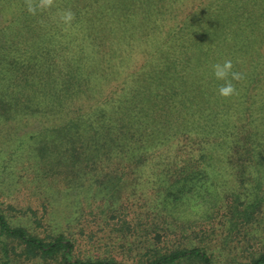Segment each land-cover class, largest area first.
<instances>
[{
	"label": "rangeland",
	"instance_id": "rangeland-1",
	"mask_svg": "<svg viewBox=\"0 0 264 264\" xmlns=\"http://www.w3.org/2000/svg\"><path fill=\"white\" fill-rule=\"evenodd\" d=\"M144 1L57 0V9H52L54 5L45 9L49 19L58 20H53L57 23L49 35L59 64L56 70L66 71L62 65L66 62L80 65L82 83L92 91L84 93L81 85L75 88V92L80 90L79 96L83 94L77 107L91 111L97 103L103 108L105 114L90 118V125L95 118L104 124L109 116L115 132L109 136L117 145L109 140L105 152H99L84 168L83 178L73 174L72 164L77 162L70 146L65 150L57 135L36 134L43 129L39 117L0 122V214L10 225L24 226L46 240L63 233L74 241V255L81 258H113L127 264H144L164 253L200 246L215 264H243L264 252V168L257 171L251 162L242 170L226 166L212 176H199L196 186L188 187L186 192L183 181L176 183L179 192L184 188V205L173 206L165 205L163 196L175 176L160 174L158 168H130L121 173L115 162L110 167L104 166L107 160L100 163L101 155H116L117 150L127 154L133 144L123 141L133 142L139 132L143 134L164 123L162 117L155 115L162 114V105H151L162 104L163 97L153 92V102L145 100L147 110L135 102L142 98L137 97V92L146 89L147 76L163 70L162 62L167 58L165 46L159 44L160 28L150 31L137 24L138 20L143 21ZM63 7L73 17H79L80 24L64 21L59 14ZM16 10L17 0H0V21ZM174 12L182 20L188 9L181 4ZM131 13L137 16V22H129ZM0 32L1 53L5 41L17 40V22L6 32ZM62 51L67 55L64 60L58 58ZM11 61L0 67H9L13 77L16 67L11 70L10 62L16 66L17 59ZM98 76L103 78L99 80ZM63 77L69 80L68 75ZM81 141L74 139L79 148L92 150V142L82 145ZM40 144H45L44 151H48L44 157ZM111 145L117 146L115 153ZM79 155L84 157L82 152ZM93 174L97 176L91 177ZM211 200H216L215 206ZM230 206L241 212L252 209V213L231 218L224 213ZM23 248L17 239L0 232V264L5 260L7 264H60L56 256L32 251L26 254ZM177 264L202 263L189 258Z\"/></svg>",
	"mask_w": 264,
	"mask_h": 264
},
{
	"label": "trees",
	"instance_id": "trees-1",
	"mask_svg": "<svg viewBox=\"0 0 264 264\" xmlns=\"http://www.w3.org/2000/svg\"><path fill=\"white\" fill-rule=\"evenodd\" d=\"M178 1L188 9L182 20L174 12L181 6ZM56 2L17 0V10L0 21V31L5 32L17 22V40L5 41L3 53H0L3 56L0 65L17 59L16 66L10 62L11 70L16 67L13 77L9 67H0L1 78L4 76L0 81V122H22L39 117L43 129L36 134L57 135L65 150L70 146L77 162L72 164L73 174L84 178V168L99 152H105L103 149L109 140L113 141L109 135L115 132L110 127L109 116L104 124L96 119L105 114L97 103L91 111L77 107V101L83 96H79L78 91H92L90 86L85 88L82 83L80 65L66 62L62 64L66 71L56 70L59 64L49 35L57 23L53 20H58H51L48 13L45 14L48 6L51 9L54 5L52 9H57ZM144 4L143 21L137 22L134 12L129 15V22L136 21L150 31L159 27L162 32L159 44L165 46L167 58L162 62L163 70L147 76L146 89L137 92V97L141 95L142 98L135 102L142 110H147L145 100L153 102V92L155 96L163 97L162 104L154 102L151 105H162V114H154L162 117L164 123L143 134L137 133L133 142H124L125 134L120 140L133 144L129 145L127 154L116 152L115 140V145L111 146L116 155H101L99 160L100 163L107 160L105 167L115 162V168L121 173L130 168L141 171L158 168L160 174L175 176L163 198L167 201L165 205L180 206L184 205V188L179 192L176 183L183 181L186 192L190 190L188 187L196 186L199 176H212L226 166L242 170L247 162H251L257 171L264 168V0H146ZM64 7L59 14L65 12ZM80 22L81 19L74 16L69 23ZM27 31L30 32L26 36ZM65 53L62 51L58 58L64 60ZM224 60H231L233 71L241 74L238 80H231L235 91L229 96L219 94V86L224 81L218 80L212 70L213 64ZM66 75L69 80L63 77ZM12 79L13 84L10 83ZM80 85L83 88L75 92ZM92 117L96 118L90 125ZM74 139H82V145L92 142V150L79 148ZM45 148V144H40V153ZM47 152L41 153L42 157ZM81 152L84 157L79 155ZM94 176L97 174L91 175ZM211 203L215 206L216 200ZM225 211L235 219L252 213V209L241 212L235 206ZM0 232L17 239L26 254L32 251L42 256H56L60 264H127L113 258L77 257L74 255L75 243L70 237L60 233L46 240L24 226L10 225L2 214ZM3 250L6 253V246ZM189 258L202 264H215L211 255L200 246L164 253L144 264H177ZM243 264H264V252Z\"/></svg>",
	"mask_w": 264,
	"mask_h": 264
},
{
	"label": "clouds",
	"instance_id": "clouds-1",
	"mask_svg": "<svg viewBox=\"0 0 264 264\" xmlns=\"http://www.w3.org/2000/svg\"><path fill=\"white\" fill-rule=\"evenodd\" d=\"M73 17V13L69 11H65L62 14V19L66 22L71 21ZM212 70L214 76L218 80H223L224 83L219 86L218 92L222 96H229L231 95L234 91V85L232 84L231 80L236 79L238 80L241 76L239 72L233 71V64L231 60H224L222 63L217 62L212 65ZM231 77V79H229Z\"/></svg>",
	"mask_w": 264,
	"mask_h": 264
}]
</instances>
